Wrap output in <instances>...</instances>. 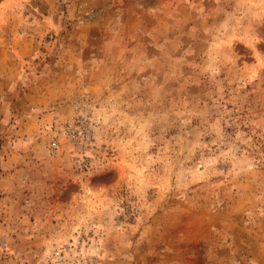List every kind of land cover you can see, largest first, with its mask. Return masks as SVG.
Masks as SVG:
<instances>
[{"label": "rangeland", "instance_id": "374dc122", "mask_svg": "<svg viewBox=\"0 0 264 264\" xmlns=\"http://www.w3.org/2000/svg\"><path fill=\"white\" fill-rule=\"evenodd\" d=\"M0 264H264V0H0Z\"/></svg>", "mask_w": 264, "mask_h": 264}, {"label": "built area", "instance_id": "2783aa9c", "mask_svg": "<svg viewBox=\"0 0 264 264\" xmlns=\"http://www.w3.org/2000/svg\"><path fill=\"white\" fill-rule=\"evenodd\" d=\"M87 105L75 106L74 113L70 116H52L48 134V151L52 156L61 153V140L69 143L76 150L83 152L92 147L94 130L92 116H88ZM79 108V109H78Z\"/></svg>", "mask_w": 264, "mask_h": 264}]
</instances>
